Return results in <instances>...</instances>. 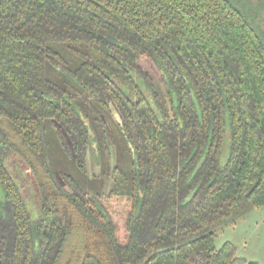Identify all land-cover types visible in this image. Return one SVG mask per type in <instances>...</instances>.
I'll return each mask as SVG.
<instances>
[{
	"label": "trees",
	"instance_id": "trees-1",
	"mask_svg": "<svg viewBox=\"0 0 264 264\" xmlns=\"http://www.w3.org/2000/svg\"><path fill=\"white\" fill-rule=\"evenodd\" d=\"M256 11L0 0V264H258L214 245L218 227L264 207ZM19 173L35 182L36 216Z\"/></svg>",
	"mask_w": 264,
	"mask_h": 264
},
{
	"label": "rangeland",
	"instance_id": "rangeland-1",
	"mask_svg": "<svg viewBox=\"0 0 264 264\" xmlns=\"http://www.w3.org/2000/svg\"><path fill=\"white\" fill-rule=\"evenodd\" d=\"M242 7H250L258 14L264 13V0H260L255 6L249 4V0H236ZM250 5V6H248ZM139 64L144 71L149 73L159 83L162 82V76L159 70L145 57L139 59ZM227 156V149L221 156V162H224ZM89 167L91 173H97L98 168L93 165L89 157ZM24 193L28 199L29 205L36 207V199L30 190V185L22 181ZM33 188V187H32ZM111 210L115 222L121 214V209L117 202L112 200L105 201ZM225 242H231L236 248V255L245 258L248 261H254L258 264H264V207H252L244 213L235 217L231 222L226 223L216 229L214 238L215 248H220Z\"/></svg>",
	"mask_w": 264,
	"mask_h": 264
},
{
	"label": "flooded vegetation",
	"instance_id": "flooded-vegetation-1",
	"mask_svg": "<svg viewBox=\"0 0 264 264\" xmlns=\"http://www.w3.org/2000/svg\"><path fill=\"white\" fill-rule=\"evenodd\" d=\"M91 159H92V162H93V165L95 166V167H97L96 165H95V163H94V161H93V158L92 157H90ZM113 158L111 159V166H112V164H113ZM88 166H89V160H88ZM16 168H17V170H18V172H19V167L18 166H16ZM98 168V167H97ZM89 170H90V167H89ZM20 175H19V178L17 179V182H18V185H19V187H20V189H21V192H22V194L24 195V197H25V199H26V201H27V204H28V207H29V210L31 211V213H32V215L33 216H36V215H38V213H39V201H38V199H39V197H38V193H37V189H36V185H35V182L33 181V179L32 178H30V176L29 175H21V173H19ZM90 174L91 175H93V174H99V168H98V172L97 173H91L90 172ZM22 181H26L27 182V185L29 184L30 185V190H31V192L34 194V197H35V199H36V207L35 208H33V207H31L30 205H29V202H28V199H27V197H26V194L24 193V187H23V185H25V184H23L22 183ZM33 187V188H32Z\"/></svg>",
	"mask_w": 264,
	"mask_h": 264
}]
</instances>
